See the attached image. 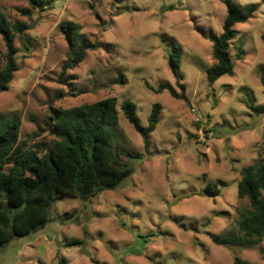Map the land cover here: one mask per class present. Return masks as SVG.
Here are the masks:
<instances>
[{
	"label": "rangeland",
	"instance_id": "rangeland-1",
	"mask_svg": "<svg viewBox=\"0 0 264 264\" xmlns=\"http://www.w3.org/2000/svg\"><path fill=\"white\" fill-rule=\"evenodd\" d=\"M238 2L258 8L235 26V74L210 84L215 59L208 37L223 31V0H58L43 10L29 0H0L7 19L29 25L15 39L19 70L0 93V113L20 122V144L46 151L54 140L51 106L116 97L112 144L134 168L115 189L89 200L58 196L43 229L0 245V264H234L235 254L264 264V240L240 248L212 239L235 232L247 203L237 192L242 171L264 162V113L251 108L264 106V0ZM66 22L80 26V41L101 46L62 73ZM176 45L180 82L169 66ZM5 52L0 34V61ZM162 83L180 97L158 92ZM127 100L136 103L143 126L153 105L162 106L148 149L122 109ZM210 182L220 195L206 193Z\"/></svg>",
	"mask_w": 264,
	"mask_h": 264
},
{
	"label": "trees",
	"instance_id": "trees-1",
	"mask_svg": "<svg viewBox=\"0 0 264 264\" xmlns=\"http://www.w3.org/2000/svg\"><path fill=\"white\" fill-rule=\"evenodd\" d=\"M29 1L34 8L43 10L58 0ZM223 1L227 6L223 31L218 36L208 37L213 42L215 59L207 70L210 84L224 75L235 74V63L230 55L236 37L235 26L249 21L258 8L256 4L244 6L238 0ZM28 28L25 22L7 19L0 7V34L6 45L0 61V93L10 88L14 74L19 70V48L15 39L18 34L25 35ZM62 28L69 42L62 71L65 73L83 62L88 50L99 48L101 43L80 41V26L74 22H66ZM26 49L30 50L27 44ZM181 49L176 45L169 59L177 82L182 79ZM262 82L264 86V79ZM165 89L180 97L169 83L160 84L157 91ZM117 104L116 97H108L71 108L54 109L51 106L47 126L54 140L42 155L38 149L20 144L19 120L0 113V245L6 246L20 236L43 229L52 221L51 207L61 194L89 200L105 190L115 189L134 173L131 163L112 144L114 128L119 124ZM161 107L160 103L153 105L149 124L143 126L136 103L127 100L122 104L127 119L142 135L147 149L151 133L159 123ZM251 108L258 114L264 113V106L251 104ZM221 192L216 182L206 186V193L210 196H218ZM237 192L238 197L247 203L240 207L235 232L213 234L212 239L219 245L251 248L264 240V162L261 159L243 169ZM234 264L254 263L235 254Z\"/></svg>",
	"mask_w": 264,
	"mask_h": 264
}]
</instances>
